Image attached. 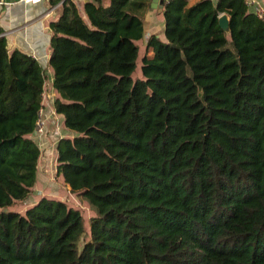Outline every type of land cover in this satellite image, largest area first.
Here are the masks:
<instances>
[{"label": "trees", "instance_id": "16d2710c", "mask_svg": "<svg viewBox=\"0 0 264 264\" xmlns=\"http://www.w3.org/2000/svg\"><path fill=\"white\" fill-rule=\"evenodd\" d=\"M72 0L49 26L53 102L74 133L56 173L94 215L47 197L23 213L44 75L0 38V264H264V21L245 0ZM228 16L229 33L218 25Z\"/></svg>", "mask_w": 264, "mask_h": 264}, {"label": "crops", "instance_id": "0c3cea01", "mask_svg": "<svg viewBox=\"0 0 264 264\" xmlns=\"http://www.w3.org/2000/svg\"><path fill=\"white\" fill-rule=\"evenodd\" d=\"M4 5H0V38L5 39L8 52L18 50L32 56L38 63L44 75V87L48 92L50 101L42 104L43 110L40 116L44 134L37 135L35 132L32 138L36 142L40 157L37 163L36 183L33 193L36 194L39 166H47L48 161L56 163L57 143L62 138H72L74 134L69 132L63 123V118L57 115L53 108V102L58 97L53 88V71L48 65L50 53V24L55 22L61 15V4H52L53 0H28L26 2H14L13 0H3ZM77 4L79 13L84 14L83 0H72ZM215 1V0H213ZM248 11L255 12V9L264 10V0H245ZM150 4V3H149ZM157 29H160L159 31ZM163 29V31H161ZM164 33V23L162 13L148 9L144 19V41L155 35L159 39V34ZM50 148L49 158L48 150ZM43 155L46 158H43ZM41 193V192H40ZM46 197L45 194H38V198ZM53 199V197H47ZM54 200V199H53ZM35 203H30L32 205Z\"/></svg>", "mask_w": 264, "mask_h": 264}, {"label": "rangeland", "instance_id": "374dc122", "mask_svg": "<svg viewBox=\"0 0 264 264\" xmlns=\"http://www.w3.org/2000/svg\"><path fill=\"white\" fill-rule=\"evenodd\" d=\"M82 17L85 18V14H82ZM157 30L159 31L160 29ZM161 31H163V29H161ZM159 37L162 41H165L164 33L159 34ZM136 45L138 47V57L136 60V69L132 74V79L134 81L141 78L140 63L144 53V46H145L144 38L140 41H137ZM45 87L43 89L44 95L48 96L49 94ZM71 133L74 134L73 132ZM50 153L51 151L49 148L48 150L49 158L51 157ZM43 158H46V156L43 155ZM48 163L49 164L47 166H43V165L39 166L36 194L32 193V195L26 201L17 202L7 211H17L23 213L26 208L33 205V204L29 205L30 203H37L40 200V198H38V194H45L46 197H50V198L53 197L54 200L64 202L68 206L77 209L82 214L84 218V224L87 229L88 220L90 217L94 215L93 210L90 208L89 204L85 200H81L78 197L72 195L66 189V187H64L61 177L58 176L56 173V163L52 162L51 160L48 161Z\"/></svg>", "mask_w": 264, "mask_h": 264}, {"label": "built area", "instance_id": "2783aa9c", "mask_svg": "<svg viewBox=\"0 0 264 264\" xmlns=\"http://www.w3.org/2000/svg\"><path fill=\"white\" fill-rule=\"evenodd\" d=\"M13 1L14 2H26L28 0H13ZM4 4H5V2L3 0H0V5H4ZM254 13L260 20L264 21V10L263 9L257 8V9H255ZM48 101H50V97L49 96H45L44 95V91H43L42 92V104H44V103H46ZM42 104H41V107L39 109V116H38V120L36 122V128H35V133L37 135H40V136H42L44 134L43 125H42L41 120H40V116H41L42 110H43Z\"/></svg>", "mask_w": 264, "mask_h": 264}, {"label": "water", "instance_id": "95a60500", "mask_svg": "<svg viewBox=\"0 0 264 264\" xmlns=\"http://www.w3.org/2000/svg\"><path fill=\"white\" fill-rule=\"evenodd\" d=\"M165 1L166 0H150L149 7L150 9L155 10L158 13H162ZM218 25L225 33H229L228 16L221 15L218 18Z\"/></svg>", "mask_w": 264, "mask_h": 264}]
</instances>
